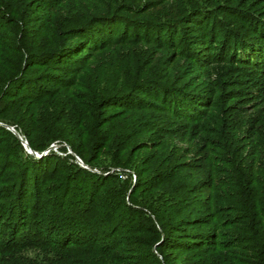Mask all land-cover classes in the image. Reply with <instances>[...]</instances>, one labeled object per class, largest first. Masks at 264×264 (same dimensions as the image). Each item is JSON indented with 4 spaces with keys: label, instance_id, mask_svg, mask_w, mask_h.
Here are the masks:
<instances>
[{
    "label": "trees",
    "instance_id": "16d2710c",
    "mask_svg": "<svg viewBox=\"0 0 264 264\" xmlns=\"http://www.w3.org/2000/svg\"><path fill=\"white\" fill-rule=\"evenodd\" d=\"M0 0V264H264V0ZM61 150L65 148L61 147Z\"/></svg>",
    "mask_w": 264,
    "mask_h": 264
},
{
    "label": "rangeland",
    "instance_id": "374dc122",
    "mask_svg": "<svg viewBox=\"0 0 264 264\" xmlns=\"http://www.w3.org/2000/svg\"><path fill=\"white\" fill-rule=\"evenodd\" d=\"M189 1H199L200 3H203L205 1L211 2L213 0H169V4H168V8H159L158 10H156L154 13L155 15H158L161 18H165L167 16H165V13H168L169 10H174L175 11V15L178 14L179 10H182V8L187 7L188 2ZM20 138H22L20 136ZM23 139V138H22ZM21 141V140H20ZM22 143V142H21ZM23 145V144H22ZM63 147L65 148V150H61L60 148ZM25 148V147H24ZM26 152L29 153L27 151V149L25 148ZM53 151L61 156H64L66 154H70L72 156H74V154L72 153V151H70V148L66 145V144H59L57 142L52 143L45 151V154L49 151ZM44 152V151H43ZM42 152V153H43ZM31 154V153H29ZM44 155V154H43ZM35 156V155H34ZM36 158H39V156H35ZM41 157V156H40ZM74 160L78 163L76 157H73ZM79 164V163H78ZM80 165V164H79ZM87 166V165H86ZM88 169L97 172V173H118L119 175H121L122 178H127L130 180V182L134 181V174L132 173V170L126 169V168H122V167H108V169L104 172H102L99 168L97 167H93L90 168L87 166Z\"/></svg>",
    "mask_w": 264,
    "mask_h": 264
},
{
    "label": "water",
    "instance_id": "95a60500",
    "mask_svg": "<svg viewBox=\"0 0 264 264\" xmlns=\"http://www.w3.org/2000/svg\"><path fill=\"white\" fill-rule=\"evenodd\" d=\"M0 125L5 126L7 129H9L10 131H12V132H13V133H14V134H15V135L21 140L23 146L27 149V151H28L29 153H31V154H33V155H35V156H39V157H40L41 155L45 154L46 151H44L43 153L39 154L38 152L33 151L32 149H30V148L27 146V142H26V140L20 138V135L14 130L13 127L6 126V125H4V124H2V123H0ZM70 151H71V150H70ZM78 163L80 164V166H82V167L88 169L87 166H86V165H85V164H84L79 158H78Z\"/></svg>",
    "mask_w": 264,
    "mask_h": 264
},
{
    "label": "built area",
    "instance_id": "2783aa9c",
    "mask_svg": "<svg viewBox=\"0 0 264 264\" xmlns=\"http://www.w3.org/2000/svg\"><path fill=\"white\" fill-rule=\"evenodd\" d=\"M76 157V159H77V161H78V157L77 156H75Z\"/></svg>",
    "mask_w": 264,
    "mask_h": 264
}]
</instances>
